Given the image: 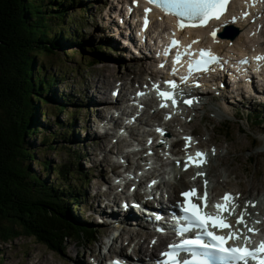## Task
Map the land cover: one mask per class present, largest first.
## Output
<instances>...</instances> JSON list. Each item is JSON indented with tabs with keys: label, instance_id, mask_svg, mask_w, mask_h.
Listing matches in <instances>:
<instances>
[{
	"label": "rangeland",
	"instance_id": "obj_1",
	"mask_svg": "<svg viewBox=\"0 0 264 264\" xmlns=\"http://www.w3.org/2000/svg\"><path fill=\"white\" fill-rule=\"evenodd\" d=\"M63 1L66 3L69 0ZM44 2L47 6L52 5L50 0H44ZM81 2L73 8H64L68 17L62 21H53V25L55 24L61 28L70 26V29L76 27L79 31H83L86 39L83 45L84 48L90 50L94 47H101L103 57L96 60L95 65L92 67L86 66L87 62L81 65L82 57L77 55L70 57L69 53L73 51V53L77 52L76 54H79L81 46L70 47L67 45L61 51H57L58 56L48 58L41 55L36 58L38 66L42 65L45 74L53 75L56 78L52 92L48 94L49 101L52 97L54 100L57 97L59 101L65 100L68 95L71 98L67 97L69 103L66 104V111L59 114H56L55 110V107L61 104L59 101H50L54 107L48 104L42 105V109L46 110L49 116H47V119H40L45 132H40V135L28 140L29 149L35 151V161L28 162V166L32 174H37L44 180L46 185H57L59 182H57L58 180L53 171L61 163H69L73 158L72 163H75L77 169L74 184L79 187L80 200L77 206L71 204V216L76 224H79V222L81 225L88 223L90 226L91 223H94L93 227L96 230L93 228L90 230L98 236L100 233L104 234L107 229L97 221L92 220L90 217L92 213L89 212V209L95 208L96 200L94 202L91 200L95 192L101 194L107 189L101 182L106 180L108 168L100 162L102 158L98 154L99 151L93 149L96 145V142H94L96 139L92 129L96 130L94 122L97 113L90 105L86 106V103L93 102L95 104L98 100V93L95 92V86L98 82L106 84L101 87L103 92L106 91L105 98H107L108 93L117 86L116 83L113 84V78L126 74L125 80L128 81L129 78H132V70H136V74L141 71L138 67L143 62L128 60L124 63L123 60L126 54L122 52L118 43L113 45L114 40L111 38L109 29L113 24L111 23L112 19L108 17V7L103 9L108 4V0H81ZM53 5L56 6L55 3ZM263 35L264 30L261 33V36ZM262 48L264 49V43ZM87 53L91 52L88 51ZM120 54L121 59L119 58ZM85 55L87 54L84 53L82 56ZM72 69H74V73H71ZM106 76L109 77L110 82H106ZM219 104L225 105L229 111L228 115L232 116L233 105L230 101L224 100ZM223 105L210 103L208 108L198 110L194 113L195 117L188 127L199 134L202 140L209 137L210 141L215 142L217 146L220 144L219 155L217 156V163L220 165L217 170L213 168L212 171L216 184L224 180V184L229 187H238L241 191L247 193L251 199L260 198L264 200V188H262L264 186V123L246 127L237 117L235 108H241L238 103L234 106L236 120L225 122L219 116ZM70 114H72L71 117ZM106 124L104 122L100 128L107 127ZM109 126H111V123ZM223 126L226 128L224 132L227 134L219 130L216 131L217 128L221 129ZM67 128L72 129V134L69 136L64 134ZM55 131L57 132L55 135H50ZM44 136L50 139L48 147H45L42 143ZM252 139L258 140L259 147L251 145ZM111 146H108L106 150L108 151ZM50 148L54 149L50 150ZM111 159L115 160L113 156ZM221 159L223 163H221ZM42 163H47L50 170L44 171ZM97 163L99 164L98 169L94 168V164ZM216 173L222 177L216 175ZM99 174H101V177H99ZM92 175L96 179H92ZM74 184L70 182V185L73 186ZM96 247L97 244L89 243V239L82 241L70 240L60 253H55L29 237H18L7 243L0 239V264H72L73 262L85 264L84 262L89 259L87 252L91 249L96 251ZM149 251L154 252V249H149ZM88 253L92 257L98 255L97 252Z\"/></svg>",
	"mask_w": 264,
	"mask_h": 264
},
{
	"label": "trees",
	"instance_id": "obj_2",
	"mask_svg": "<svg viewBox=\"0 0 264 264\" xmlns=\"http://www.w3.org/2000/svg\"><path fill=\"white\" fill-rule=\"evenodd\" d=\"M50 3L47 6L44 0H0V239L7 243L29 237L60 253L68 241L85 240L90 229L96 228L93 223L76 224L71 216V204L77 206L80 200L79 187L74 184L77 169L73 158L53 171L57 185H46L28 166V162L35 161V151L29 149L28 140L45 132L40 119L49 116L42 105L54 107L50 101H59L57 97L49 101L56 78L46 75L36 58L58 56L57 51L67 45H78L79 54L70 51V57H82L81 65L87 62L86 66L92 67L103 54L101 47L84 48L83 31L53 25V21L68 17L64 8H73L81 0ZM84 53L87 55L83 57ZM59 102L56 114L66 111L69 103L67 98ZM71 130L67 128L64 134L69 136ZM42 143L48 147L50 139L44 136ZM42 165L44 171L50 170L47 163Z\"/></svg>",
	"mask_w": 264,
	"mask_h": 264
},
{
	"label": "snow or ice",
	"instance_id": "obj_3",
	"mask_svg": "<svg viewBox=\"0 0 264 264\" xmlns=\"http://www.w3.org/2000/svg\"><path fill=\"white\" fill-rule=\"evenodd\" d=\"M146 3L159 8L166 15H171L176 18L177 27L183 30L185 27H201L206 26L209 21L215 19L219 20L221 16L228 10V7L232 0H145ZM257 0H252V6L255 5ZM151 9H145V28L149 24L148 13ZM247 18L248 13H242ZM236 22V18L233 17L232 23ZM218 29H214L211 32V36L216 39ZM175 35V34H173ZM179 41L173 39L171 46L165 50V55L171 51V47L179 45ZM198 43V41H193ZM191 48V45L188 46ZM192 55L187 49L185 53H177L174 63H179L182 55ZM257 62L264 60V56L256 57ZM220 58L213 55L210 51L201 49L199 53V59L192 61L189 64V76L194 70H209V65L219 63ZM247 59L241 61V63H247ZM163 67V65H161ZM175 71V70H174ZM189 77H182L187 81ZM169 86L175 90L177 85L175 82L169 81ZM158 88V86H156ZM159 96L165 100L171 99L173 106L177 104L175 98V91L164 92L159 91ZM143 95V93H140ZM184 103L191 104V100H185ZM167 103L161 105L166 107ZM170 118V117H168ZM161 134H163V131ZM186 141H190V137L185 138ZM187 148V145H186ZM204 153L197 152L195 157L189 156L185 162V170L191 164L196 167H201L206 160L203 159ZM197 175H203L198 172ZM195 179V177L193 178ZM155 183V182H153ZM207 181H205L204 194L198 195L195 188L183 191L181 193L184 198V203L180 205V210L183 212V216L180 221H183V226L178 227L175 231L178 235L183 236L192 229H198L199 232L194 239H183L178 244H171L169 251L163 253L167 259L160 262V264H264V241H260L258 246L252 247L253 241L250 236L246 234H256V229L249 226L246 219L247 207L246 203L244 210L236 219V227H233L228 223V217L235 214V209L239 207L237 204L238 197L232 196L230 193H225L222 197L223 203H217L212 205L216 209V213L205 211L210 205L208 203ZM203 201V205L194 203L193 200ZM255 207V205H251ZM227 213V215H224ZM217 230L228 229L229 235L222 236L216 235L213 231H210L208 225ZM243 225V229L239 226ZM246 230V232H245ZM243 239V247H227L226 244L229 240H241ZM155 243V241H153ZM181 253H187L191 259L181 258Z\"/></svg>",
	"mask_w": 264,
	"mask_h": 264
},
{
	"label": "bare ground",
	"instance_id": "obj_4",
	"mask_svg": "<svg viewBox=\"0 0 264 264\" xmlns=\"http://www.w3.org/2000/svg\"><path fill=\"white\" fill-rule=\"evenodd\" d=\"M263 5H264V0L260 3V5L258 7V11L260 12V16H262L260 18L259 25L260 26H263V30H264V17H263V15H264V8H263ZM199 33H201V32H199ZM260 36H259V38H260ZM239 41H240V39H239ZM204 45H206V46H212L213 49L221 50L220 46L216 45V43L214 41L210 42L209 40L204 39ZM243 46H244L243 52L246 51L247 53H249L250 52V49L248 48V45L244 44V42H243ZM129 61H134V60L132 59V60H129ZM250 66L252 68V71L256 72L258 75H261L262 74V72H259L260 67L258 66L257 61L252 60ZM142 68H143V65H140L138 67V69H142ZM242 69L245 70V68H242ZM139 72L140 71H138V74H139ZM126 76H127L126 74L125 75H122V76L120 75V77H115L114 80L117 78L118 80L123 81V80H125ZM105 79H106V82H110L109 77L106 76ZM114 80H113V83H114ZM131 82H133V80ZM103 84H105V83H103ZM103 84H101V83L98 82L97 85L95 86V92L98 93V97H97L98 100L95 103V109L97 110L96 111L97 116H96V120L94 122V127H96V130H93L92 129L93 135H94V137L96 139L94 141V142H96V145H94V148L93 149L95 151H99L98 154L102 158L100 162L106 164L107 167L111 168V167H114V165H115V162L112 161L111 157L113 155H116V150H118V153L122 151L119 148H120V146H122L121 141H123V139L122 138H118V140L113 143L112 147L109 148L108 151L106 150L107 149L106 146H108V144L110 143V136L108 134V131H107V128L106 127H104V131L103 130H100L99 131L100 125L104 123L103 120L105 119V116H106L105 113L108 112L110 109L117 108L119 106V103L117 102V100L110 101L108 99V97L105 98L106 97V95H105V92L106 91L104 90V92H103L102 87H101ZM128 84H129V82L125 81V83H122V86L118 89V93L121 94L122 99L126 95L124 92L127 89ZM108 86H112V85H108ZM251 93H252V89L250 90V92H247V96H249ZM101 95H103L104 97L101 96ZM196 100H197V102L199 103V105L201 107H205V106H207L209 104V102H206V100H204V98H202V97H199V95L196 96ZM224 100H227V99H225L224 97H220L216 105L222 106L219 103L220 102H223ZM115 104H117V105L115 106ZM98 105H99V107H98ZM100 109H102V110H100ZM115 124H117V122ZM90 128H91V125H90ZM94 131H96V132H94ZM116 157H118V156L116 155ZM221 162L223 163V160L222 159H221ZM98 167H99V164L98 163L97 164H94V168L98 169ZM99 173H101V172H99ZM93 177L94 176L92 175V179H96V178H93ZM214 180H215V176L213 177V182H214ZM99 187H100V184H99ZM185 187H183V188H185ZM179 188H182V187L179 186ZM174 193H176V191ZM81 196H83V195H81ZM91 198H93L94 200L102 199V201H104V200L107 199V196L105 194L104 195H101L100 193L97 194L95 192V195L93 197H91ZM260 211H261L262 214H264V205L261 206ZM90 217L92 218V220L97 221V223H99L98 222V219H99V216L98 215L91 214ZM103 227L107 229L104 234H106L111 228H114V226H112V225H110V226H103ZM129 236L131 237V235H129ZM134 236H136L135 239H137L138 242H140V245L141 246H140L139 250L140 251L144 250V252H147V249L145 247H143L145 245L146 238L143 237V235H140L139 233H135ZM103 240H104V235L102 234V235H100V242H104ZM99 255L100 254L98 253V255L96 254V256L93 257V258L100 259L101 256H99Z\"/></svg>",
	"mask_w": 264,
	"mask_h": 264
}]
</instances>
